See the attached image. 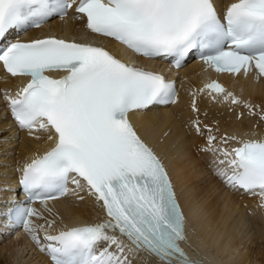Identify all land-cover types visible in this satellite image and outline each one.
Returning <instances> with one entry per match:
<instances>
[{"label":"snow or ice","instance_id":"1","mask_svg":"<svg viewBox=\"0 0 264 264\" xmlns=\"http://www.w3.org/2000/svg\"><path fill=\"white\" fill-rule=\"evenodd\" d=\"M74 5L87 29L139 57L169 59L180 68L198 56L218 72L247 74L255 67L264 76V0H235L222 14L216 0H0V61L13 77L30 78L15 96H7L12 116L30 135L44 130L55 141L19 167L17 187L24 199L11 185L0 184V194L13 193L3 200L0 227L22 226L50 264H133L141 254L160 264H204L182 246L191 247L188 232L196 231L201 205L182 203L183 189L169 170L177 158L187 157L157 151L131 119L139 114L157 124L163 117L159 109L177 102L175 82L91 43L55 36L5 43L13 30L39 27ZM53 72L66 74H47ZM198 92L241 103L217 81ZM195 95L192 107L199 112ZM193 127L201 135L207 129L206 150L214 151L212 129L199 121ZM229 139L236 138L222 141ZM219 151L224 157L219 163L228 165L216 169L224 185L264 202V139ZM84 190L104 211L101 221L51 232L56 221L32 206L40 200L51 212L48 201L69 195L82 201Z\"/></svg>","mask_w":264,"mask_h":264},{"label":"bare ground","instance_id":"2","mask_svg":"<svg viewBox=\"0 0 264 264\" xmlns=\"http://www.w3.org/2000/svg\"><path fill=\"white\" fill-rule=\"evenodd\" d=\"M233 1L216 0V3L222 7ZM50 26L55 34L63 33L67 37L89 32L81 16H69L64 21L53 19ZM112 46L118 45L113 43ZM147 64L158 67L155 62ZM205 67L206 64L200 62L181 68L177 102L159 109L163 117L157 124L146 122L139 114L132 115L131 119L140 134L156 146L157 151L166 153L170 158L187 157L177 158L175 166L170 165L169 170L178 190L183 189L182 203H197L202 208L195 220V233L189 228L191 247L184 244L189 254L202 259L204 264H264V202L258 195L231 191L216 175L217 168H228L227 163H219L224 159L220 148L231 150L240 146L242 140L264 139V119H261L264 113V77H256L253 72L220 75L225 88L241 100L240 104L234 105L223 102L222 98L213 100L214 93L198 92L208 82V73L210 77H216ZM20 80L8 77L0 68V136L7 134L6 138L2 137V141L7 139V144L16 142L15 150L12 149L14 155L9 154L0 164V184L12 185L18 165L41 155L51 146L49 132L38 130L30 135L28 130L18 129L9 120L5 101L7 96H15L20 91L17 88ZM194 93L199 112L192 107ZM245 103L252 105L251 111L244 106ZM194 121H199L202 128L207 125L212 129L211 134L217 138L214 151L206 150L209 148L207 129H204L203 135L198 134L193 127ZM164 133L168 135L164 136ZM225 136L236 139H229L224 144L222 138ZM79 195L84 197L82 201L69 195L48 202L51 212L44 205H36L44 219L56 221L49 231L55 232L66 225H82L100 214L94 197L89 196L86 190ZM4 199L0 194V209ZM33 219L37 224L44 223V219ZM3 229L0 227V264H50L49 257L38 250L23 228ZM40 235L43 237V232ZM133 264L160 262L154 256L141 254L139 259L133 260Z\"/></svg>","mask_w":264,"mask_h":264},{"label":"rangeland","instance_id":"3","mask_svg":"<svg viewBox=\"0 0 264 264\" xmlns=\"http://www.w3.org/2000/svg\"><path fill=\"white\" fill-rule=\"evenodd\" d=\"M6 135L7 134H5V135H2V136H0L1 138H0V164H1V162H3V160H5L7 157H8V155L9 154H13L14 155V151L13 150H15L14 149V147L16 146V142H13V143H8L7 144V139H4L3 141H2V139L3 138H6ZM3 136H5V137H3ZM3 137V138H2ZM6 140V141H5ZM6 142V143H5ZM5 144V145H4ZM10 144V145H9ZM14 145V146H13ZM10 146V147H9ZM13 149V150H12ZM11 150V151H10ZM209 151H211V150H209ZM250 246V245H249Z\"/></svg>","mask_w":264,"mask_h":264}]
</instances>
